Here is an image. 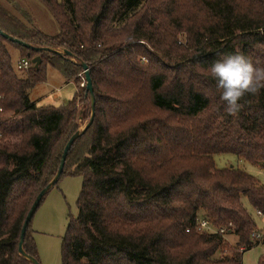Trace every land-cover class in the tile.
Listing matches in <instances>:
<instances>
[{
    "label": "trees",
    "instance_id": "16d2710c",
    "mask_svg": "<svg viewBox=\"0 0 264 264\" xmlns=\"http://www.w3.org/2000/svg\"><path fill=\"white\" fill-rule=\"evenodd\" d=\"M40 1L57 34L35 28L27 8L16 4L18 17L0 4L1 31L70 52L0 34V264H32L18 253L25 216L77 118L91 111L85 84L60 106L34 103L30 90L48 65L78 84L82 62L95 113L60 175L82 177L62 264H242L264 245L251 237L260 229L246 207L264 215V184L240 167H217L214 156L264 170V90L230 114L210 69L236 53L264 66V0ZM10 48L21 53L15 61ZM36 55L39 66L18 75L17 62ZM202 219L209 228H198ZM23 249L37 259L30 222Z\"/></svg>",
    "mask_w": 264,
    "mask_h": 264
},
{
    "label": "rangeland",
    "instance_id": "374dc122",
    "mask_svg": "<svg viewBox=\"0 0 264 264\" xmlns=\"http://www.w3.org/2000/svg\"><path fill=\"white\" fill-rule=\"evenodd\" d=\"M14 3H13V2ZM0 0V4L6 7L16 16H21L17 4L21 8H27L34 27L45 34L54 35L59 31L58 24L51 12L40 0ZM13 61L20 56L15 49L10 48ZM147 64V60L143 61ZM33 65V64H32ZM22 76L27 70L16 71ZM45 81L37 83L31 90L29 97L31 101L38 105L60 106L75 93L79 91L83 83V72L79 73V82H68L64 76L54 67L46 66ZM81 75V76H80ZM76 86V87H75ZM84 109L86 104L79 105ZM88 113L77 118L78 129L82 128L88 121ZM16 119H18L16 117ZM10 142L17 144V135L10 136ZM215 165L219 168L225 166H237L244 169L249 174L256 177L264 184V170L251 165L242 160H238L232 154H217L214 156ZM67 171L72 170V163L68 164ZM82 184L80 175H62L59 180L45 194L41 203L37 207L30 221L31 235L36 248V257L39 264H62V240L66 232L68 220L77 213L76 201L79 196ZM246 203V202H245ZM246 207L256 221L258 229H264L263 217L256 214L246 203ZM230 244H235L236 239L230 238ZM264 250V245L260 244L243 254L242 264H257L258 258ZM30 264V263H27Z\"/></svg>",
    "mask_w": 264,
    "mask_h": 264
},
{
    "label": "clouds",
    "instance_id": "9594fccd",
    "mask_svg": "<svg viewBox=\"0 0 264 264\" xmlns=\"http://www.w3.org/2000/svg\"><path fill=\"white\" fill-rule=\"evenodd\" d=\"M210 71L219 97L230 114L240 110L246 95L264 90V66L254 63L243 53L222 56L212 63Z\"/></svg>",
    "mask_w": 264,
    "mask_h": 264
},
{
    "label": "water",
    "instance_id": "95a60500",
    "mask_svg": "<svg viewBox=\"0 0 264 264\" xmlns=\"http://www.w3.org/2000/svg\"><path fill=\"white\" fill-rule=\"evenodd\" d=\"M0 34H1V36H3L4 38H7L10 41L16 42V43L21 44V45H23L25 47H30V48H32L35 51H49V52H53V53L59 54V55H62V54L70 55V52L67 51V50H61L60 51V50L53 49V48H50V47H34V46H31V45L23 42L22 40H20L18 38H14L13 36L7 34L6 32L1 31V30H0ZM31 62H32L33 66L35 68H37L39 66L40 62H41L40 56L39 55H36V56L32 57L31 58ZM81 67H82V70H83V76H84V80H85L86 93H88L89 96H90V110H91L90 111V116L88 118V121L85 123V125L82 128H80L77 131H75L69 137V139L67 140V142H66V144H65V146L63 148V152L61 154V158H60V161H59V164H58V168L56 170L55 175L37 193V195L34 198L33 203L31 204V206H30V208H29V210H28V212H27V214L25 216V219H24V222L22 224L21 231H20V237H19V242H18V253L22 257H24L25 259L29 260L32 264H39V263H38V261H37V259L35 257L27 254L24 251V249H23L24 235H25L27 226H28L29 222L31 221V218L33 217V215H34L37 207L41 203V200L43 199V197L45 196V194L59 180V177H60V175L62 173V170H63L65 158L67 156V152L70 149L71 145L76 140V138L79 137L90 126V124L92 123L93 118H94V113H95V110H94L95 98H94L92 83H91V80H90V77H89L88 67H87V65L84 62L81 63Z\"/></svg>",
    "mask_w": 264,
    "mask_h": 264
},
{
    "label": "built area",
    "instance_id": "2783aa9c",
    "mask_svg": "<svg viewBox=\"0 0 264 264\" xmlns=\"http://www.w3.org/2000/svg\"><path fill=\"white\" fill-rule=\"evenodd\" d=\"M32 65V62L29 58H21L17 64H16V69L17 70H26L28 69L30 66ZM81 76V75H80ZM83 79H84V76H83ZM85 84V80H83V83H82V86ZM256 214L259 215V216H263L262 213L260 211H256ZM198 228L199 229H202V228H209V223L202 219L198 222ZM221 232L223 231V229L220 230ZM252 239L253 240H256V241H263L264 240V229H260V230H257L255 232L252 233L251 235Z\"/></svg>",
    "mask_w": 264,
    "mask_h": 264
},
{
    "label": "crops",
    "instance_id": "0c3cea01",
    "mask_svg": "<svg viewBox=\"0 0 264 264\" xmlns=\"http://www.w3.org/2000/svg\"><path fill=\"white\" fill-rule=\"evenodd\" d=\"M251 250V249H250ZM249 251V250H248ZM247 252V251H246ZM245 253V252H244ZM262 254H264V250H263V252H262ZM243 263V262H242Z\"/></svg>",
    "mask_w": 264,
    "mask_h": 264
}]
</instances>
